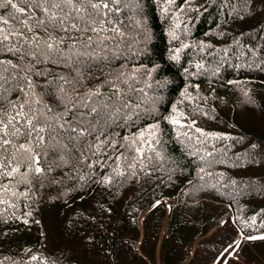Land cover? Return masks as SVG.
I'll return each mask as SVG.
<instances>
[{
  "label": "trees",
  "instance_id": "1",
  "mask_svg": "<svg viewBox=\"0 0 264 264\" xmlns=\"http://www.w3.org/2000/svg\"><path fill=\"white\" fill-rule=\"evenodd\" d=\"M117 16L85 87L113 82L131 119L109 135L136 142L0 180V264H264V0H123Z\"/></svg>",
  "mask_w": 264,
  "mask_h": 264
},
{
  "label": "snow or ice",
  "instance_id": "2",
  "mask_svg": "<svg viewBox=\"0 0 264 264\" xmlns=\"http://www.w3.org/2000/svg\"><path fill=\"white\" fill-rule=\"evenodd\" d=\"M122 6L123 0H0V180L74 172L136 142L124 136L128 144L118 145L109 135L131 119V105L113 82L104 81L110 95L103 85L85 87L98 79L92 67L105 59V41L123 35ZM11 187L0 184L5 192Z\"/></svg>",
  "mask_w": 264,
  "mask_h": 264
},
{
  "label": "rangeland",
  "instance_id": "3",
  "mask_svg": "<svg viewBox=\"0 0 264 264\" xmlns=\"http://www.w3.org/2000/svg\"><path fill=\"white\" fill-rule=\"evenodd\" d=\"M213 229H215V228H213ZM157 251H158V247H157ZM246 254H247V250L246 249L242 250V254L239 251L238 241L236 242L235 246L231 250L228 251V256L232 257V258H235L237 260V263L241 262V260L243 259V256L246 257Z\"/></svg>",
  "mask_w": 264,
  "mask_h": 264
}]
</instances>
